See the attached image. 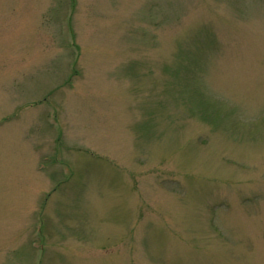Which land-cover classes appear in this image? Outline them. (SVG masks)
I'll use <instances>...</instances> for the list:
<instances>
[{
	"label": "rangeland",
	"instance_id": "1",
	"mask_svg": "<svg viewBox=\"0 0 264 264\" xmlns=\"http://www.w3.org/2000/svg\"><path fill=\"white\" fill-rule=\"evenodd\" d=\"M0 264H264V0H0Z\"/></svg>",
	"mask_w": 264,
	"mask_h": 264
}]
</instances>
